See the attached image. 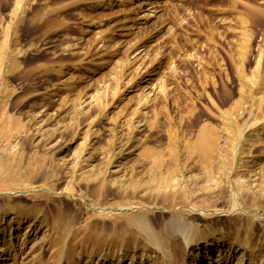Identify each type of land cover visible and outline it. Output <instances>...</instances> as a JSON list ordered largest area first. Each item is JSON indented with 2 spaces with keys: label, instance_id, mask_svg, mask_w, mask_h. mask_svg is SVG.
I'll use <instances>...</instances> for the list:
<instances>
[{
  "label": "rangeland",
  "instance_id": "374dc122",
  "mask_svg": "<svg viewBox=\"0 0 264 264\" xmlns=\"http://www.w3.org/2000/svg\"><path fill=\"white\" fill-rule=\"evenodd\" d=\"M0 264H264V0H0Z\"/></svg>",
  "mask_w": 264,
  "mask_h": 264
},
{
  "label": "bare ground",
  "instance_id": "6f19581e",
  "mask_svg": "<svg viewBox=\"0 0 264 264\" xmlns=\"http://www.w3.org/2000/svg\"><path fill=\"white\" fill-rule=\"evenodd\" d=\"M200 140H201V138H200ZM204 150H205V148H204ZM176 151L177 150L175 148H173V146H172L170 149V152H169V155H171V158H173V157L176 158V155L178 154ZM163 158H164L163 154L159 153L157 159H153L152 166H151L152 171L149 173L151 174L150 177L152 178L151 181H153V183H152L153 187L156 186L155 182H157L159 179H162V181H158V183H157L158 186L154 187L155 191L159 192V191L164 190L166 193H169L170 191H172V189L174 190V188H176V186H173L172 180L170 179V177H172L176 173H175V169H172L171 172L168 173V176H166L164 178L162 167H163L165 162H164ZM158 176H161V177H158ZM69 222H70V218H69ZM177 231H178V226H177V224L174 223V225L171 226L169 232H170V234H175ZM133 260H134V257H133Z\"/></svg>",
  "mask_w": 264,
  "mask_h": 264
}]
</instances>
